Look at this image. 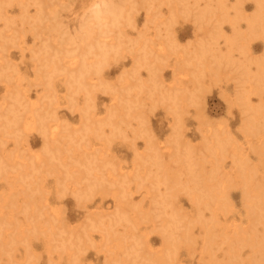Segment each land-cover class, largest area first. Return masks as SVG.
I'll return each mask as SVG.
<instances>
[{
    "label": "rangeland",
    "instance_id": "obj_1",
    "mask_svg": "<svg viewBox=\"0 0 264 264\" xmlns=\"http://www.w3.org/2000/svg\"><path fill=\"white\" fill-rule=\"evenodd\" d=\"M93 1L119 2L0 0V264L263 263L249 241L264 234V89L237 50L217 70L198 55L225 53L255 1L129 0L117 27L94 32L109 48L97 75L81 55Z\"/></svg>",
    "mask_w": 264,
    "mask_h": 264
},
{
    "label": "bare ground",
    "instance_id": "obj_2",
    "mask_svg": "<svg viewBox=\"0 0 264 264\" xmlns=\"http://www.w3.org/2000/svg\"><path fill=\"white\" fill-rule=\"evenodd\" d=\"M256 4V14L254 17L249 19L247 21V29L245 32L240 31L238 24L236 26V19H233L231 22L232 25V36L228 39H225L226 41V47L227 51L225 53H221L218 50L215 51L213 49H210L207 46L201 45L198 55L199 57H203L207 52L211 53V57L214 59V63L216 64L215 70L220 68V66L225 63V64H230L231 61V51L237 50L241 57L244 56V64H237L236 68L240 69L241 75H246L250 76L251 74L249 73L250 70L247 68L250 63H253L255 65V73L252 74L251 76L255 79L256 85L254 91L259 88L260 90L264 89V59L258 60V61H252L247 57L249 55V42L256 37H261L258 35V32L261 31L263 33L261 28H258L259 23L261 21V16L264 11V0H254ZM236 2L240 3V0H236ZM130 6L129 0H119L117 3H109V2H92V9H91V24L90 25H84L81 28V34H82V40L85 42V46L87 47V50L82 53V56H86L85 54L87 53H92L96 56L95 61L93 62L92 65H90V70L94 75L99 74L101 66L105 62L107 58V53L109 48H106V45L104 44L103 46L99 45L96 42H92V38L94 35V32L100 33V34H105L111 31V28L117 27L120 24V20L124 16L126 8ZM132 7V6H131ZM208 6L203 10L202 14L208 13ZM222 6H218V9L222 11ZM211 9V8H209ZM264 35V33H263ZM194 65L197 67L199 64L197 62H194ZM87 68L86 62L83 60L81 64V71H80V76L78 79V83L82 87H87L89 84V77L86 78L84 73L87 71L83 72L84 69ZM76 76V74H75ZM77 78V77H76ZM87 81V82H85ZM260 115L256 113L252 117V121L256 120ZM217 141V146H215V151L216 155H219L220 153H223L224 150V142L222 139H218ZM237 162H239L240 167L244 165V162H241L240 160L235 159ZM238 164V165H239ZM249 168L245 172V174L241 177V185L244 189L245 193H251L253 194L254 197L258 196V191H256L257 185H253L250 176L248 175ZM204 175L202 172H199L198 174H195V177L202 176ZM214 177L213 175H210ZM173 178H169L168 180L171 181ZM175 180L172 182L174 183ZM211 187V184L208 182V180H203L202 188L206 191H209ZM225 187V181L222 182V188L221 190ZM214 196V194L212 195ZM246 203L248 206V209H250L253 204L257 202V198L251 199L246 195ZM217 224V219L212 218L209 223H206L203 225L205 233L209 236L211 233L212 228ZM244 231H237L234 235V240L239 241L243 240L245 234L243 233ZM182 238L185 240L190 239V234L188 232H185L182 235ZM175 245L174 242H167V247H173ZM249 245L252 248L254 252H259L261 255L262 261L263 262L260 264H264V234L260 239H255L252 238L249 241ZM161 261V259H160ZM258 263V262H257Z\"/></svg>",
    "mask_w": 264,
    "mask_h": 264
}]
</instances>
